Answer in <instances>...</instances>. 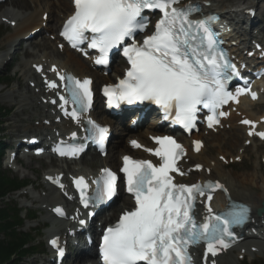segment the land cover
<instances>
[{"label": "snow or ice", "instance_id": "1", "mask_svg": "<svg viewBox=\"0 0 264 264\" xmlns=\"http://www.w3.org/2000/svg\"><path fill=\"white\" fill-rule=\"evenodd\" d=\"M73 3L75 11L61 32L72 47L81 50L79 45L89 41L88 47L100 54L95 63L107 66L109 53L122 46V55L128 62L124 78L103 89L109 108L149 102L162 110L165 120L171 118L173 123L191 131L201 108L208 109V126L212 127L219 123V116L227 115L217 110L248 91L237 88L234 95L228 90L231 77L226 73L228 70L232 76L239 73L219 47L216 33L210 27L212 18H190L199 11L197 7H176L179 0H73ZM155 11L161 14L155 31L142 43H137L136 34L144 32L149 24L145 12ZM86 33H91V37ZM37 71L42 69L37 67ZM57 74L65 82L70 96V99L60 97L61 108L71 103L72 111L65 110V115L79 120L92 106L93 82ZM48 87L55 89L58 85L48 82ZM252 97L256 98L254 93ZM242 123L255 128L249 120ZM88 124L86 139L98 143L103 151L109 129L92 120ZM256 134L264 138V132ZM72 138L75 139V133ZM152 140L158 147L143 150L157 157L158 163L123 157L120 171L135 207L124 212L114 227L105 230L100 245L103 264H192L189 248L201 243L206 245L204 258L207 261L209 254L215 257L220 249L230 246L235 239L232 228L248 219L246 207L233 206L226 213L214 214L206 205L209 215L203 222H198L197 197L208 193L207 200L211 201L209 190L223 186L211 182L203 186L175 183L173 173L186 174L179 167L185 149L171 136H154ZM194 143L198 152L201 144L199 141ZM131 145L137 149L143 147L136 140H132ZM82 149V145L73 146L71 154ZM57 150L60 155L67 154L62 149ZM196 167L200 168L199 165ZM118 179L115 172L103 169L101 176L93 181L96 188L91 196L87 194L85 179H76L74 183L80 191L83 206L88 208L90 203L97 206L111 201L117 195ZM55 211L63 215L61 209ZM80 223L84 224V221ZM51 244L62 257L64 250L59 247L58 240H52Z\"/></svg>", "mask_w": 264, "mask_h": 264}, {"label": "bare ground", "instance_id": "2", "mask_svg": "<svg viewBox=\"0 0 264 264\" xmlns=\"http://www.w3.org/2000/svg\"><path fill=\"white\" fill-rule=\"evenodd\" d=\"M260 0H209L203 2V10L206 12L211 13H220L223 15V20L228 19H236L238 22H242L244 19H247V15H245L246 11H250L252 9H256ZM30 2V5H29ZM29 2H25L24 0H9L7 3V6H13L17 7L20 11H28L33 7L34 14L29 13L28 15H24V13L21 15L19 12L10 11V9H5L0 14V21L2 22L4 19L7 20V22L10 24L11 22H16V27L14 28V34L9 38L11 39L12 43H17L20 39L28 35L30 32L37 29V27L33 26H42V16L44 13H50L51 17H49V22L51 23V30H54L57 32L60 28V25L62 24L63 20L69 16L72 13L71 9V3L69 0H48V2H43L42 0H29ZM243 3V4H242ZM245 3V4H244ZM238 4V6H236ZM244 5L243 8L241 6ZM37 12H42L39 16V20L36 19ZM69 12H71L69 14ZM62 18V21H61ZM33 27V28H32ZM32 28V29H31ZM231 35L233 36H239L237 32L232 31ZM239 38H242V36H239ZM235 41V40H233ZM29 47V46H28ZM38 47V46H37ZM50 48V46L46 43H43L41 45V48H39V52H45ZM37 49V48H36ZM25 50V49H24ZM27 51V50H25ZM238 51V50H235ZM46 53V52H45ZM44 53V54H45ZM33 55V57H38L36 61H33L30 64H43V63H54V61L50 60L49 56L42 55L41 57L37 56L34 53H30ZM65 56V63H59L62 69L68 70L72 73H74L77 77L84 78V77H91L95 79L96 85L99 86L101 84H104L108 81V79L102 77L101 74H99L98 71H93L91 66L89 64H86V61L81 59L76 53L71 52L70 50H66L63 52ZM9 54H5L2 57H0V64L4 65L8 63ZM74 68L77 72H74L72 69ZM118 71V66H114L113 73ZM24 79H28L29 83L34 82L36 83L37 77L33 73L32 70L28 69V65L26 64L23 69V76ZM14 93H19L18 90H16ZM29 95V96H27ZM43 97H45L43 95ZM18 105H20V113L24 112V109L26 107L32 108L33 110H37L42 113V115H46L47 113H50L49 110H47L46 107L41 105V90L39 86H36L35 89L25 90L24 93H20L18 95ZM40 100V102H39ZM13 102V100H10ZM39 102V104H38ZM244 102V103H243ZM241 105H239L236 109V112L232 115L233 122V129L235 130V134L232 136L229 135H218L213 136L212 134L208 133V139H206V142L210 143L213 141V145L215 148H218V150H222L223 148H228L230 151H233L234 148H236L237 144L242 138H245V141L248 140L246 138L245 129L242 127H238L236 125L237 122L241 121L242 119L251 118V119H258L254 115H249V113L246 111L245 106H248L250 110L252 111L254 109L253 104L248 103L247 101H243ZM100 111L102 109H97L96 112H94L95 116L98 118L100 117ZM230 123V122H229ZM103 124L110 123L103 122ZM235 127V128H234ZM61 129V125H52L50 128H45L43 126H40L38 128H30L34 134H40L43 131H53L54 129ZM150 130L147 129L143 132H137L134 134L133 139H137L142 141L143 143L147 144L146 138H147V132L149 135H154L155 133L160 131V128L157 126V122L155 120H152L150 126ZM152 130V131H151ZM147 131V132H146ZM126 131L123 130L121 126V131L116 130L115 139H114V149L112 150L111 156H107L105 160H102L101 163L104 165V167H115L117 166V158L119 159L118 154H125L126 151H128L127 144H123L122 136L125 135ZM38 136V135H35ZM32 137V136H31ZM197 137V136H196ZM25 138V137H22ZM184 143L187 145H191V142L188 140H184ZM256 150L258 149L255 146ZM117 149V150H116ZM243 151L246 150L244 147H242ZM206 151V145L202 149V151L197 155L190 154V158L195 160H199L194 165H203L205 168L206 173L209 172L210 176H208L205 172H202L199 175H196L197 178L201 179H210L214 181H219L223 184H225L231 191L232 198L236 201H240L243 203L249 204L255 211L261 207L262 201H264V180H260V184H257V180L259 178L256 177V175H252V178H249V174L247 175H234V173H226L225 167L227 163L222 164L219 162V159H212L207 160L203 159L204 153ZM101 160V159H99ZM97 159L94 157L90 160V165L95 163ZM120 165V164H119ZM193 165V166H194ZM192 166V167H193ZM103 167V168H104ZM23 170H25L24 166L21 167ZM65 172L64 168L59 171V174H63ZM79 174H90L84 173L81 171ZM252 179V180H250ZM258 186L259 188L252 189L254 186ZM126 201V198H123L121 200V203L116 207L118 210H124L126 207L123 205V202ZM220 205V208L223 209L226 205L224 204V200L221 197V195H217L214 204L217 207V204L222 203ZM62 198L58 196L57 192L51 191V194L46 198V202L44 204H48L49 206L53 207L55 205L61 204ZM115 210V209H114ZM50 221L53 223L54 219L52 216L50 217ZM252 227L254 229H257V231L261 234L258 238L253 239H247L239 248H238V255L242 254L243 250L247 251V254L252 255L251 248H256L257 250H263L264 249V216L258 217L257 215L254 217V222ZM65 230H63L61 227L59 229H54L52 227V230L50 231V235L52 236H58L59 234L63 233ZM233 252H230L232 254ZM223 256L217 260L218 264H239L237 261L234 260L233 257L229 256L226 257ZM76 264H89L87 257L78 256L76 258Z\"/></svg>", "mask_w": 264, "mask_h": 264}, {"label": "rangeland", "instance_id": "3", "mask_svg": "<svg viewBox=\"0 0 264 264\" xmlns=\"http://www.w3.org/2000/svg\"><path fill=\"white\" fill-rule=\"evenodd\" d=\"M260 3L258 4V6L256 7V12L257 15L254 19V24L256 26L255 30H252V32L250 33L252 35V37H255V33L254 31H259V35L256 36L258 38H261L264 42V0H260ZM243 4V3H242ZM245 4V3H244ZM6 5V4H5ZM4 6V5H3ZM238 6V4L236 5ZM244 6V5H242ZM241 6V7H242ZM14 11H17L15 9H12ZM3 11L2 8H0V14ZM247 22V21H245ZM244 27H246V25H244ZM13 34V29L7 24H3L0 21V52L2 51H6L5 53L8 52L9 50V37ZM52 36H41L35 43H39L42 39L46 40L47 42L50 41V38ZM255 37V38H256ZM35 45V44H34ZM33 46L31 47L30 53H34L37 54V50H33ZM52 50L54 51V49L52 48ZM12 51H14V49H12ZM9 53V52H8ZM49 53H51V50H49ZM2 54H0L1 56ZM61 57H64L63 54H61ZM61 57H58V55L55 57L59 60H62ZM11 59L14 60V65H15V70L18 69V74L15 75V78H13L14 83L12 86L8 87H4L1 86L0 87V102H2L4 105H7L8 107H12L14 108V112L13 114L7 119V122L4 126V133L0 134V139H3V141L8 145L11 146L13 145L17 139L20 136L24 135V128H26L27 126L33 125L34 121H37L39 119V117H30L31 115V108L28 109L27 107L25 108L24 113H19V107H18V99L16 98L17 94L13 93V91L15 89H17L18 85H21V88L25 89L28 86V82L27 80H24L22 77L23 72L20 69V65L23 62H32V58L30 56H25L24 52L22 51L21 54H13L10 56L9 61H11ZM58 61V60H56ZM10 65L11 63L8 62V64L1 66L0 68V72L1 73H5L6 72V67ZM29 68V67H28ZM16 72V71H15ZM15 72H12V74L14 75ZM29 87V86H28ZM21 93V90H19ZM13 99L14 102L13 103H8L9 100ZM247 112H249V109L246 108ZM251 115H255L257 117H260L264 114V104L256 107V109L254 111H250ZM24 115V116H22ZM30 131V130H29ZM218 134H222V135H229L231 134L232 136L235 134V130L233 129L232 125H228V129L225 128L223 130H221ZM218 134L213 136H218ZM208 138V136L206 135H201V139L204 140V142L206 143L207 149H206V153L203 156V159H213V158H219L225 155V157L227 158H235V157H242V162L238 163V164H233L231 166L225 167V171L226 173H234V175H247L249 174V178H252V175H256L257 178H259V180H257V184H260V180H264V162L262 161V159L264 158V146H260L259 150L257 151L256 149L250 150L253 148V145L251 147H246L248 149L247 152L240 154V149L241 147L244 146L245 144V140L242 138L237 144L236 148H234L233 151H230L228 148H223L221 151L218 150V148H215L213 145V141L212 142H206V139ZM11 144V145H10ZM256 145H258V143H256ZM113 146V145H112ZM223 154V155H222ZM221 155V156H220ZM24 167H27V162H24ZM62 165H58L56 166L57 170H60ZM51 165H49L48 160H42V161H32L30 164V168L26 170L25 174L18 173L17 175L25 180L30 181V183L33 185L32 187L29 188V190L24 191L22 193H26L27 195H20L19 193L16 195L11 196V198L9 199V201H14V203H17L19 208L22 210H25L26 208L29 209V211L34 214V212H37V216L39 217V219L34 222V223H27L26 227L24 228V232H32L35 231L33 233V237H35L36 243H37V247L43 251H46V248L42 245L43 241L46 240L47 236L46 233L49 231V225L51 224H47V223H43V219L46 218V215H49V211H41L39 212L40 208H42L41 206L42 203H38V202H34L35 199L34 197L37 198H43V196L47 195V193L45 192L43 186H42V177L44 175V173L46 172L45 170L50 168ZM102 167V165L99 162L94 163L92 166L90 165V163L88 162V159L84 160L82 162V164L80 166H73V170H77L78 168H81L82 170H89L91 169L92 171H96L98 168ZM51 171V169L49 170ZM252 180V179H250ZM41 184V185H40ZM254 188H259L257 185L254 186ZM259 191V190H258ZM29 197V199H27L26 197ZM32 199V200H31ZM7 199L5 201H3V204H1V206H5V204L7 203ZM40 225V226H39ZM34 226V227H32ZM48 229V230H47ZM240 256H238V253H235L232 255V257H237L238 259H240ZM229 257V256H228ZM44 259H48V256H37L34 259L29 260L30 264H35V262H37L38 264L40 262H42ZM245 261H247V264H250L252 261H256V262H262L264 261V250L252 254V256H245V259L243 261H239L238 262L240 264H245Z\"/></svg>", "mask_w": 264, "mask_h": 264}, {"label": "trees", "instance_id": "4", "mask_svg": "<svg viewBox=\"0 0 264 264\" xmlns=\"http://www.w3.org/2000/svg\"><path fill=\"white\" fill-rule=\"evenodd\" d=\"M4 117V110L0 107V126ZM23 185L24 183L11 180L0 172V264H20L24 257L31 255L32 252L27 248L30 238L18 232L21 220L15 208L11 205L1 206L3 199L9 193Z\"/></svg>", "mask_w": 264, "mask_h": 264}, {"label": "water", "instance_id": "5", "mask_svg": "<svg viewBox=\"0 0 264 264\" xmlns=\"http://www.w3.org/2000/svg\"><path fill=\"white\" fill-rule=\"evenodd\" d=\"M260 213H264V208L262 210H260Z\"/></svg>", "mask_w": 264, "mask_h": 264}]
</instances>
